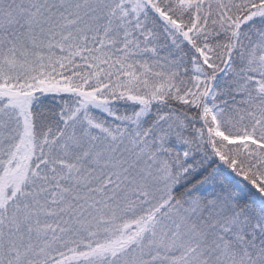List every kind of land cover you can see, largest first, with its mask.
I'll return each instance as SVG.
<instances>
[{"label": "snow or ice", "instance_id": "6c2138e0", "mask_svg": "<svg viewBox=\"0 0 264 264\" xmlns=\"http://www.w3.org/2000/svg\"><path fill=\"white\" fill-rule=\"evenodd\" d=\"M0 264H264V0H0Z\"/></svg>", "mask_w": 264, "mask_h": 264}]
</instances>
